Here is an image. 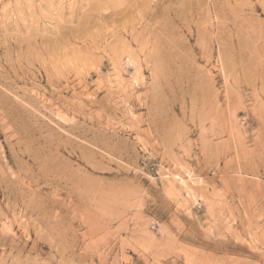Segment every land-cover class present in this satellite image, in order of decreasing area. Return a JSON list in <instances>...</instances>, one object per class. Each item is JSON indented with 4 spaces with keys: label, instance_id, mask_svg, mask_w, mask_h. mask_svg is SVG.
Wrapping results in <instances>:
<instances>
[{
    "label": "rangeland",
    "instance_id": "1",
    "mask_svg": "<svg viewBox=\"0 0 264 264\" xmlns=\"http://www.w3.org/2000/svg\"><path fill=\"white\" fill-rule=\"evenodd\" d=\"M0 264H264V0H0Z\"/></svg>",
    "mask_w": 264,
    "mask_h": 264
},
{
    "label": "bare ground",
    "instance_id": "2",
    "mask_svg": "<svg viewBox=\"0 0 264 264\" xmlns=\"http://www.w3.org/2000/svg\"><path fill=\"white\" fill-rule=\"evenodd\" d=\"M199 45V44H198ZM167 57V56H166ZM155 66V65H154ZM153 66V67H154ZM162 68V67H161ZM162 72V71H161ZM160 74H162V73H160ZM228 75V74H227ZM156 77V76H155ZM160 78H162L161 76H160ZM227 78V77H226ZM161 82V81H160ZM157 83H159V82H157ZM156 85V84H155ZM156 86H159L158 84L156 85ZM152 87H154V86H152ZM160 87V86H159ZM227 89H229V88H227ZM157 90V89H156ZM158 91V90H157ZM160 91V90H159ZM160 93H158V95H159ZM232 95V94H231ZM156 96H157V94H156ZM226 97H228V96H226ZM202 99V98H201ZM209 103V102H208ZM109 105V104H108ZM112 106V105H111ZM155 110V109H154ZM157 111V110H156ZM150 119V118H149ZM199 119V118H198ZM172 123V122H171ZM214 126V125H213ZM201 127V126H200ZM138 133V132H137ZM187 133V132H186ZM141 138V137H140ZM166 138H167V136H166ZM182 138V137H181ZM186 138V137H185ZM138 141V140H137ZM171 149V148H170ZM11 154V153H10ZM40 167V166H39ZM18 176V175H17ZM38 190V189H37ZM51 208V207H50ZM28 210V209H27ZM49 211V210H48ZM26 224V223H25ZM52 234V233H51Z\"/></svg>",
    "mask_w": 264,
    "mask_h": 264
}]
</instances>
